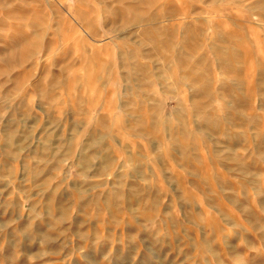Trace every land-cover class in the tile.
Masks as SVG:
<instances>
[{
	"label": "rangeland",
	"instance_id": "1",
	"mask_svg": "<svg viewBox=\"0 0 264 264\" xmlns=\"http://www.w3.org/2000/svg\"><path fill=\"white\" fill-rule=\"evenodd\" d=\"M0 264H264V0H0Z\"/></svg>",
	"mask_w": 264,
	"mask_h": 264
}]
</instances>
